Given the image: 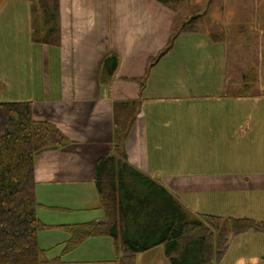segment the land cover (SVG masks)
I'll return each instance as SVG.
<instances>
[{
	"label": "crops",
	"instance_id": "crops-1",
	"mask_svg": "<svg viewBox=\"0 0 264 264\" xmlns=\"http://www.w3.org/2000/svg\"><path fill=\"white\" fill-rule=\"evenodd\" d=\"M16 1L13 0L12 5H18ZM30 5V0H24L23 7L18 5L14 9V25L30 29L31 47L43 50H34L40 53L20 61L19 71L24 62H32L26 66L28 77L21 81L18 94L11 92L13 95H9L8 101L32 102L33 118L54 124L71 141L35 159L38 209L77 213L85 215L84 220L102 221L94 184L95 167L99 158L112 154L115 129L123 132L125 128L123 147L128 163L158 180L182 207L195 214L219 217L224 225L231 219L243 218L264 224V217L255 219L254 215H242L246 212L244 209L254 212L261 207L264 212V202H234L228 198L215 202L214 206L196 209L172 193L192 189L219 190L217 186L228 191V180L212 178L207 181L197 169L186 171L188 180L174 184L166 173L165 166L175 153L185 151L189 159H198L211 153L203 152L208 143H213L211 148L215 146V152H224V149L231 150L224 142L243 140L250 144L257 143L259 134L264 137V120L252 114L238 126L228 120L205 117L209 112L213 115L217 106L235 107L201 102L202 99L215 101L216 96L224 94L222 92L231 99L244 101L250 97L264 98V92L253 93V86L247 95H235L245 74L235 84L227 80L225 70L215 72V46L222 47L221 41H213L204 32L180 33L172 49L150 69L141 92L137 80L144 75L149 58L165 46L176 27L174 9L156 0H59L61 41L59 46H49L31 41ZM192 47L206 52L198 55L199 50L189 49ZM109 52L118 55L119 63L110 82L102 85L99 83L101 62ZM18 72L4 74L6 90L9 91L10 83L16 82ZM228 86L236 90L231 94ZM133 101L135 107L115 108L117 103ZM186 101H197L201 104L199 108H213L198 110L204 118L196 120L171 117L176 105L189 103ZM190 127L193 129L187 131ZM222 130L225 137L220 133ZM246 135L249 136L245 138ZM188 139L191 144H187ZM217 144L222 145L221 150L217 149ZM250 159L249 168L252 165L254 170L249 172V184L244 185H251L249 189L257 191L261 187L257 181L264 179L262 150H257ZM225 175L222 172V177ZM94 212L99 214L94 215ZM157 247L139 253L136 264H168L164 252H156ZM109 262L106 264H117L116 259ZM58 264L71 263L60 261ZM217 264H264V235L252 230L230 235L226 253Z\"/></svg>",
	"mask_w": 264,
	"mask_h": 264
},
{
	"label": "trees",
	"instance_id": "trees-1",
	"mask_svg": "<svg viewBox=\"0 0 264 264\" xmlns=\"http://www.w3.org/2000/svg\"><path fill=\"white\" fill-rule=\"evenodd\" d=\"M31 41L59 46L61 41L59 0H30ZM175 9L184 0H156ZM191 21L175 27L165 46L149 58L138 79L144 90L150 69L173 47L182 32H195ZM215 41L222 38L210 34ZM119 57L109 52L101 62L99 83L108 84ZM254 78L245 76L235 95L244 96ZM136 106L120 102L115 108ZM125 128L115 129L113 152L96 163L94 184L102 221L47 226L36 209L34 162L42 153L67 146L71 141L52 123L36 120L30 101H0V264H58L60 258H45L37 240L43 228H59L70 235L65 252L92 237H110L117 252V264H136V256L162 246L168 264H217L226 253L228 237L248 230L264 235V224L254 220L195 214L184 207L158 181L127 161L123 142Z\"/></svg>",
	"mask_w": 264,
	"mask_h": 264
},
{
	"label": "rangeland",
	"instance_id": "rangeland-1",
	"mask_svg": "<svg viewBox=\"0 0 264 264\" xmlns=\"http://www.w3.org/2000/svg\"><path fill=\"white\" fill-rule=\"evenodd\" d=\"M12 1L0 0V101H8L9 95H13L12 93L18 94L17 90L23 84L21 81L28 77L26 66L32 62H29V60L24 62L22 69L19 71L20 61L30 55L36 56V54L40 53H36L34 50H43L37 49L40 47H31L30 29L17 28L14 25L16 14L14 9L19 6L23 7L24 0L16 1L19 6L12 5ZM174 10L177 14L176 27L186 21H191L196 28L195 32L214 34L222 38V47L219 45L215 46V72L225 70L226 76H228L227 80L229 82L235 81V84L238 83V79L243 74L250 76L254 78L253 93L264 92V0H184ZM225 43L227 49L225 48ZM189 49L199 50L198 55L206 52L195 47ZM12 67L13 69L10 71ZM10 72H18V75L16 82L7 86L8 91L4 85V74L9 75ZM242 85L243 82L241 81L239 87ZM228 90L232 94L236 88L228 86ZM222 93H224L222 96L215 97V101H212L213 99H202L201 102L233 104L235 107L227 106L221 108L217 106L215 111H212L213 115L209 112L205 117L212 120H228L236 126L243 125L249 114H252L254 118L264 120V98L250 97L244 101L239 98L231 99L226 92ZM186 102L189 103H185L182 106H180V103L176 105L175 109L180 110L172 111L170 113L171 117L174 118L176 116L187 121L196 120L204 118L203 113L198 110L202 111L203 108V110H210L213 108L205 106L199 108L201 104L197 101ZM164 104L168 103L164 102ZM216 110L218 111L216 112ZM190 129H193V127H190L187 131ZM220 133L225 137L223 130ZM248 136L246 135L245 138ZM189 142L190 140L188 139L187 144H191ZM256 142H251L250 144L243 142V140L242 142H224V146H231V150L224 149V152H215V146L212 149L213 143L211 142L208 143V148L203 149V152L211 153L202 155L198 159H189L185 151L175 153L165 166L166 173L174 184L188 180L185 176L186 171L200 169L197 171L201 172L205 180L212 181V178H215V180L223 178L222 180H228L229 186L228 191H224L222 187L217 186L219 190H215V188L214 190L192 189L172 191V193L182 202L189 203L191 207L196 209L214 206L215 202L228 198L229 200L233 199L234 202L263 203L264 179L257 181V183L261 184L260 189L257 191L250 190L249 187L251 185H244V183L249 184L251 179L249 172L254 170L252 165L249 168L250 157L257 150H262L264 154L263 135L259 134ZM221 148L222 145L217 144V149L221 150ZM193 150L195 153L198 152L197 149ZM222 172L226 174L224 177H222ZM244 211L246 212H243L242 215H254L252 217H256L255 219L264 217L261 207L254 212L250 209H244ZM99 213L102 215L100 211ZM99 213L94 212L93 214ZM36 216L41 223L47 226L72 225L92 220H84L86 216L77 213L41 211L38 208L36 209ZM69 237L70 235L67 231L54 227H45L37 232L38 244L45 250V258L49 260L60 258V261L71 264H101L98 262L106 264V262L117 258L114 241L110 237L88 238L75 249L65 252V244ZM98 248L101 250H98ZM157 248L156 252L160 250L161 254H163L162 247L159 246ZM139 264H146V262Z\"/></svg>",
	"mask_w": 264,
	"mask_h": 264
}]
</instances>
